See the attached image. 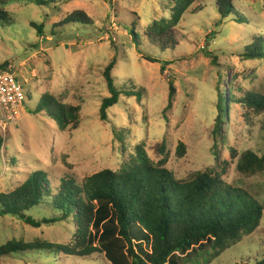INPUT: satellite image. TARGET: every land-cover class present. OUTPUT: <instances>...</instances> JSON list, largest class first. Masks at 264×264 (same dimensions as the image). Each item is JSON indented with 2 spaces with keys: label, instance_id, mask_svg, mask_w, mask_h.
<instances>
[{
  "label": "rangeland",
  "instance_id": "374dc122",
  "mask_svg": "<svg viewBox=\"0 0 264 264\" xmlns=\"http://www.w3.org/2000/svg\"><path fill=\"white\" fill-rule=\"evenodd\" d=\"M232 2L246 23L239 24L234 16L220 18L214 0H198L175 31L177 45L164 52L143 33L153 20L169 18L173 0H55L51 8L9 5L14 24L0 26V65L6 63L15 73L25 101L17 123L0 130V192L12 191L36 169L58 183L65 176L82 183L100 171H118L140 144L152 162L166 158V168L177 179L212 167L211 133L218 91L233 90L237 98L248 92L264 95V61L242 57L255 38H264V0ZM75 11H82L91 24L59 26ZM33 23L43 26V38ZM137 49L159 62L142 59L145 55ZM112 59L116 62L111 72L114 84L128 91L143 90L140 101L122 97L104 123L98 116L101 100L108 96L102 72ZM170 83L175 98L171 108L165 109ZM44 94L80 107L77 130H60L43 113L31 114ZM113 129L122 134L123 144L115 139ZM221 135L216 154L228 163L224 182L258 197L264 206V173L239 174L230 155V150L264 153V112L229 105ZM179 144L185 146L183 156L177 155ZM6 155L16 161L11 164ZM29 215L39 221L55 214L36 209ZM263 230L264 214L252 237L212 264H235L247 257L254 260L262 250ZM73 233L70 222L33 228L13 217L0 218V244L40 239L66 245ZM36 254L39 257L32 252L12 254L2 264H106L99 255L59 254L55 260Z\"/></svg>",
  "mask_w": 264,
  "mask_h": 264
},
{
  "label": "trees",
  "instance_id": "16d2710c",
  "mask_svg": "<svg viewBox=\"0 0 264 264\" xmlns=\"http://www.w3.org/2000/svg\"><path fill=\"white\" fill-rule=\"evenodd\" d=\"M197 2L173 0L169 18L153 20L143 36L153 45L157 44L162 52L173 49L177 45L176 29ZM17 3L51 8L55 0H0V26L14 24L7 7ZM214 7L220 18L234 16L239 24L246 23L232 0H214ZM73 24L87 26L91 22L82 11H75L59 26ZM32 26L43 38V26L35 23ZM137 52L141 56L144 54L138 49ZM144 55L142 59L150 63L159 62ZM242 57L264 61V38H255ZM115 64L112 59L102 72L108 96L101 100L98 116L104 123L109 120L110 108L122 97H135L137 101L142 97V88L133 92V88L128 91L114 84L111 72ZM7 67L4 63L0 70ZM174 98L175 89L170 83L165 109L171 108ZM233 104L246 105L261 114L264 112V95L248 92L237 98L233 90L226 94L218 91L217 114L211 133L215 164L190 173L186 179H177L166 168V158L152 162L144 145L140 144L135 147L132 159L124 162L118 171L103 170L85 178L82 183L65 176L58 183L53 182L44 170L36 169L12 191L0 192V218L13 217L33 228L63 222L74 226L72 239L66 245L40 239H12L0 244V264L5 257L27 252L38 257L36 253H44L45 257L55 260L59 254L81 258L99 255L106 264H212L245 238L252 237L261 226L264 206L258 197L224 182L228 163L221 162L216 154L218 138H222L221 127L227 119V107ZM40 113L55 122L60 130L74 131L79 127L80 107L64 104L50 94L42 95L40 103L31 110V114ZM112 131L115 139L123 144L122 134ZM2 147L0 136V157ZM176 152L183 156L185 146L179 144ZM230 155L236 160L235 169L239 174L252 177L264 173V153L248 150L238 154L230 150ZM6 157L11 164L16 161ZM36 209H48L55 215L37 221L29 215ZM262 236L264 238V230ZM235 264H264V243L254 260L247 257Z\"/></svg>",
  "mask_w": 264,
  "mask_h": 264
},
{
  "label": "built area",
  "instance_id": "2783aa9c",
  "mask_svg": "<svg viewBox=\"0 0 264 264\" xmlns=\"http://www.w3.org/2000/svg\"><path fill=\"white\" fill-rule=\"evenodd\" d=\"M25 92L10 67L0 70V130L14 126L22 111Z\"/></svg>",
  "mask_w": 264,
  "mask_h": 264
}]
</instances>
